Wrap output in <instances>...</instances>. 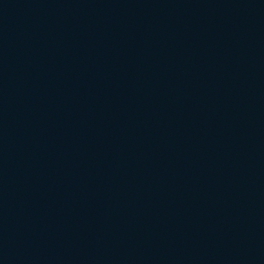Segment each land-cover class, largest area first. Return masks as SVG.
I'll return each mask as SVG.
<instances>
[{
  "label": "water",
  "instance_id": "95a60500",
  "mask_svg": "<svg viewBox=\"0 0 264 264\" xmlns=\"http://www.w3.org/2000/svg\"><path fill=\"white\" fill-rule=\"evenodd\" d=\"M0 264H264V0H0Z\"/></svg>",
  "mask_w": 264,
  "mask_h": 264
}]
</instances>
